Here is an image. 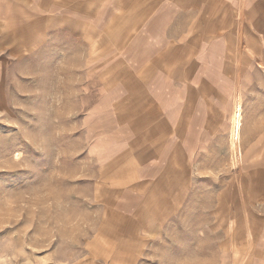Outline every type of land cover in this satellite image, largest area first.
<instances>
[{
	"label": "crops",
	"instance_id": "obj_1",
	"mask_svg": "<svg viewBox=\"0 0 264 264\" xmlns=\"http://www.w3.org/2000/svg\"><path fill=\"white\" fill-rule=\"evenodd\" d=\"M248 2L251 17L243 0H0L4 38L26 33L83 73L85 153L114 213L226 199L238 94L243 166L264 184V0Z\"/></svg>",
	"mask_w": 264,
	"mask_h": 264
},
{
	"label": "rangeland",
	"instance_id": "obj_2",
	"mask_svg": "<svg viewBox=\"0 0 264 264\" xmlns=\"http://www.w3.org/2000/svg\"><path fill=\"white\" fill-rule=\"evenodd\" d=\"M243 3L251 17L254 9ZM5 36L0 32V264H264V184L251 183L243 166L239 94L229 136L238 176L233 151L226 199L179 201L178 214L162 217L152 200L140 216L123 218L86 157L75 103L83 73L60 71L59 56L44 55L42 41L26 33Z\"/></svg>",
	"mask_w": 264,
	"mask_h": 264
},
{
	"label": "bare ground",
	"instance_id": "obj_3",
	"mask_svg": "<svg viewBox=\"0 0 264 264\" xmlns=\"http://www.w3.org/2000/svg\"><path fill=\"white\" fill-rule=\"evenodd\" d=\"M235 125H236V119H235V116H233L232 121H231L232 136L234 135L233 128L235 127Z\"/></svg>",
	"mask_w": 264,
	"mask_h": 264
}]
</instances>
